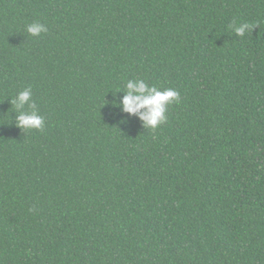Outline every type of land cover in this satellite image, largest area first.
Here are the masks:
<instances>
[{
	"label": "trees",
	"instance_id": "1",
	"mask_svg": "<svg viewBox=\"0 0 264 264\" xmlns=\"http://www.w3.org/2000/svg\"><path fill=\"white\" fill-rule=\"evenodd\" d=\"M0 264H264V0H0Z\"/></svg>",
	"mask_w": 264,
	"mask_h": 264
},
{
	"label": "clouds",
	"instance_id": "2",
	"mask_svg": "<svg viewBox=\"0 0 264 264\" xmlns=\"http://www.w3.org/2000/svg\"><path fill=\"white\" fill-rule=\"evenodd\" d=\"M249 28V24L242 23L234 31L236 35L242 36ZM26 31L36 36L42 32H47V28L41 23L34 22L27 25ZM125 89L126 91L120 100L122 110L129 115H137L144 127L156 128L163 123L166 120V106L179 99V92L175 89L160 90L155 86H149L140 79L128 80ZM31 97V89L26 88L17 93L10 101L17 109L16 125L20 128L42 129L44 118L38 114L37 106ZM25 105H28L29 111L24 110Z\"/></svg>",
	"mask_w": 264,
	"mask_h": 264
}]
</instances>
